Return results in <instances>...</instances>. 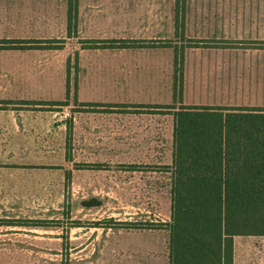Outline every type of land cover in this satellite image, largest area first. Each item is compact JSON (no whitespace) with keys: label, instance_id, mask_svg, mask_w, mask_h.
<instances>
[{"label":"rangeland","instance_id":"1","mask_svg":"<svg viewBox=\"0 0 264 264\" xmlns=\"http://www.w3.org/2000/svg\"><path fill=\"white\" fill-rule=\"evenodd\" d=\"M6 3V11L14 15V1ZM170 6H175L179 27H186L170 45L176 48L182 104L264 106V0H168V10ZM65 36L0 38L5 49L0 67L8 72L20 63L15 49L62 50L69 42L70 55L47 53L32 59L34 70L51 76L1 79L7 87L15 82L23 88H39L47 81L54 89L50 100L20 103L58 111L71 128L65 140L69 164L33 173L40 184H47L40 190L47 204L35 207L44 209L37 215L48 220L49 229L24 231L23 247L0 252V264H154L155 259L164 262V256L169 264L173 110L144 107L146 103L83 105L74 87L79 81L76 57L86 40ZM176 69L175 58L168 60L167 89L173 90ZM68 78L70 95L59 90ZM168 96L153 104H172L173 96ZM127 117L135 119L132 135L120 130ZM116 127L120 132L110 133ZM7 240L18 242L14 236ZM234 264H264V237L237 236Z\"/></svg>","mask_w":264,"mask_h":264},{"label":"crops","instance_id":"2","mask_svg":"<svg viewBox=\"0 0 264 264\" xmlns=\"http://www.w3.org/2000/svg\"><path fill=\"white\" fill-rule=\"evenodd\" d=\"M8 1L15 3L14 15L6 11ZM68 5L69 0H0V38H65L69 34ZM178 29L175 6H170L168 10V0H78V38L127 40L128 43L124 47H79L76 72L79 77V101L153 104L165 101L169 94L171 99L175 72L173 90L166 88L165 78L167 62L175 58L176 48L166 43L169 40L173 44L172 40L177 38L178 33L182 34L186 27L180 26ZM191 30L194 37V27ZM134 41H145L147 45H135ZM4 51L0 48V61ZM13 51L16 61L20 62L19 66L16 65L18 68L8 72L0 67V252L10 248L19 251L18 247H23L21 238L28 234L24 231L49 229L48 220L37 215L44 209L35 207L47 204L44 201L48 197L40 195V190L47 184H40L33 173L53 172L57 164H69L65 141L71 133L69 119L65 115L60 116L58 111L30 108L20 103L22 99L48 101L54 89L48 87L47 81L39 88H23L15 82L11 84L12 87H7L4 79H1L8 75L51 76L52 72L34 70L32 59L47 53L70 55L69 42L62 50L25 48ZM22 62H26V65L23 66ZM29 83L28 86H31ZM60 86V92L67 95V80H63ZM4 100L13 102L5 104L2 103ZM126 119L128 122L120 130L132 135L135 132V119ZM75 123L79 124L77 121ZM118 130V127L113 128L110 133L120 132ZM16 220H42L45 223L34 226L11 222ZM12 236L18 242H8L7 238ZM150 249L156 253L155 248ZM155 261L157 263L154 264H166V257L162 263Z\"/></svg>","mask_w":264,"mask_h":264},{"label":"trees","instance_id":"3","mask_svg":"<svg viewBox=\"0 0 264 264\" xmlns=\"http://www.w3.org/2000/svg\"><path fill=\"white\" fill-rule=\"evenodd\" d=\"M77 5L78 0H69L71 36L76 35ZM83 43L92 48L128 45L127 40L116 39ZM133 43L147 45L145 41ZM166 44L170 46L171 42ZM67 85L70 95L69 78ZM182 90L176 69L173 103L143 104L173 110L169 112L173 115L174 146L169 264H234L237 236L264 237V106L184 105ZM74 95L77 97V84ZM177 102L179 107L175 106ZM11 222L34 226L45 223Z\"/></svg>","mask_w":264,"mask_h":264}]
</instances>
